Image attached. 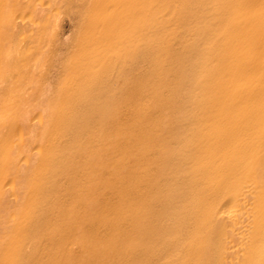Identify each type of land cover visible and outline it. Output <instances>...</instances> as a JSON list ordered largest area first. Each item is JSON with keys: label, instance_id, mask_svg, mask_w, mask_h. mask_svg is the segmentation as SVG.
I'll return each mask as SVG.
<instances>
[{"label": "bare ground", "instance_id": "bare-ground-1", "mask_svg": "<svg viewBox=\"0 0 264 264\" xmlns=\"http://www.w3.org/2000/svg\"><path fill=\"white\" fill-rule=\"evenodd\" d=\"M0 264H264V0H0Z\"/></svg>", "mask_w": 264, "mask_h": 264}]
</instances>
